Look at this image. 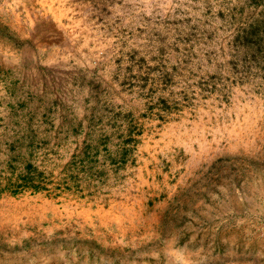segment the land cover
Instances as JSON below:
<instances>
[{
	"label": "rangeland",
	"instance_id": "rangeland-1",
	"mask_svg": "<svg viewBox=\"0 0 264 264\" xmlns=\"http://www.w3.org/2000/svg\"><path fill=\"white\" fill-rule=\"evenodd\" d=\"M0 264H264V0H0Z\"/></svg>",
	"mask_w": 264,
	"mask_h": 264
}]
</instances>
